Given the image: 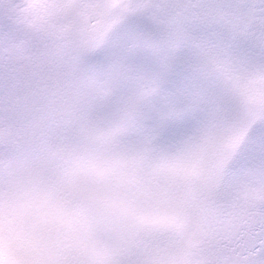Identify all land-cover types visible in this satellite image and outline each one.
Instances as JSON below:
<instances>
[{
    "label": "snow or ice",
    "instance_id": "1",
    "mask_svg": "<svg viewBox=\"0 0 264 264\" xmlns=\"http://www.w3.org/2000/svg\"><path fill=\"white\" fill-rule=\"evenodd\" d=\"M0 264H264V0H0Z\"/></svg>",
    "mask_w": 264,
    "mask_h": 264
}]
</instances>
